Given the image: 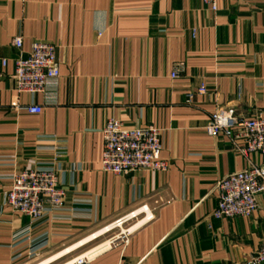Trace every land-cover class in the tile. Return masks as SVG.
I'll return each instance as SVG.
<instances>
[{"label":"crops","instance_id":"0c3cea01","mask_svg":"<svg viewBox=\"0 0 264 264\" xmlns=\"http://www.w3.org/2000/svg\"><path fill=\"white\" fill-rule=\"evenodd\" d=\"M37 41L56 46L60 77L45 94H19L16 60ZM30 104L42 112L16 107ZM220 107L264 113V0H219L216 11L203 0H0V264H30L38 244L41 260L70 249L52 264L103 245L83 264L245 262L262 243L264 192L250 217H212L217 182L249 165L226 137L206 133ZM110 118L161 130L168 171L104 172ZM53 162L68 212L33 223L3 206L12 174ZM133 212L127 242L116 230L77 248ZM29 228L32 242L14 246Z\"/></svg>","mask_w":264,"mask_h":264},{"label":"built area","instance_id":"2783aa9c","mask_svg":"<svg viewBox=\"0 0 264 264\" xmlns=\"http://www.w3.org/2000/svg\"><path fill=\"white\" fill-rule=\"evenodd\" d=\"M218 1L203 0L213 11L217 10ZM13 44L21 49L22 38H15ZM2 65H6V60L2 61ZM181 70V65L175 66L172 78H177ZM59 77L57 48L53 43L37 41L33 43L29 55H20L16 60L14 80L19 94H45ZM198 93H206L205 84L199 87ZM190 98L189 95L188 101ZM16 107L30 114L42 112V107L35 104ZM205 131L214 138L220 135L226 137L232 150L249 162L247 168L230 173L217 182L215 190L218 202L212 217L220 219L252 216L258 209V195L264 192V113L259 111L252 117L243 118L232 107H220L211 115ZM102 133L104 150L101 166L104 172L127 174L138 170L168 171L169 162L160 158L161 130L158 128L142 126L128 129L120 120L110 118ZM50 149L57 159L64 155L62 147ZM253 153L263 158L262 164H255L249 159ZM11 181V189L5 193L3 206L12 212L28 216L33 223L49 215L58 217L68 212L65 190L58 184L55 162L50 165L28 166L12 174ZM136 216L137 213L133 212L105 228H119L121 232L117 238L127 242L131 230H125L123 226ZM30 231L31 228L26 229L16 236L14 246L32 242ZM43 245H30L27 249L28 257L37 258ZM84 262L85 259H80L76 264ZM237 264H264V231L261 246L245 262Z\"/></svg>","mask_w":264,"mask_h":264},{"label":"bare ground","instance_id":"6f19581e","mask_svg":"<svg viewBox=\"0 0 264 264\" xmlns=\"http://www.w3.org/2000/svg\"><path fill=\"white\" fill-rule=\"evenodd\" d=\"M112 227H109L108 229H103L98 233L93 234L92 236H89L88 238L82 240L80 243H78L77 248H79V246H84L85 244L91 242L92 240L96 239L97 237L101 236L102 234H105L107 232H109V230H111ZM106 248V245H103L97 249H94L84 255L78 256L76 258H74L71 261L66 262L65 264H76L78 260L80 259H87L90 260L91 258H93V256H95L97 253L101 252L102 250H104ZM75 250V249H74ZM70 249L60 252L58 254H55L45 260H42L41 262H39L38 264H52L53 262L59 260L60 258H62L65 254H67V252H69ZM73 251V250H72Z\"/></svg>","mask_w":264,"mask_h":264},{"label":"rangeland","instance_id":"374dc122","mask_svg":"<svg viewBox=\"0 0 264 264\" xmlns=\"http://www.w3.org/2000/svg\"><path fill=\"white\" fill-rule=\"evenodd\" d=\"M129 227L127 226V223L123 226V229H128ZM118 231V235L120 234L121 230L119 228H114L111 231ZM34 260L30 263V264H38L39 262H41L42 260L39 258H33ZM38 259V260H37ZM41 260V261H40ZM54 264H59L58 262L54 263Z\"/></svg>","mask_w":264,"mask_h":264}]
</instances>
